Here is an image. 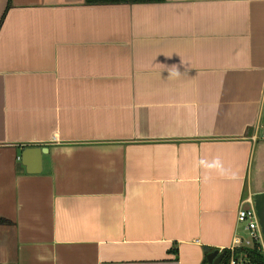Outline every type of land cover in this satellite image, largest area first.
Returning <instances> with one entry per match:
<instances>
[{"label":"crops","instance_id":"1","mask_svg":"<svg viewBox=\"0 0 264 264\" xmlns=\"http://www.w3.org/2000/svg\"><path fill=\"white\" fill-rule=\"evenodd\" d=\"M242 200L264 0H0V264H208Z\"/></svg>","mask_w":264,"mask_h":264},{"label":"built area","instance_id":"2","mask_svg":"<svg viewBox=\"0 0 264 264\" xmlns=\"http://www.w3.org/2000/svg\"><path fill=\"white\" fill-rule=\"evenodd\" d=\"M246 202L247 200H242L237 211V222L243 225L246 236L242 238L236 234L233 237L225 264H264V239L258 230L256 214L250 206H245ZM254 247L257 255L255 259L244 250Z\"/></svg>","mask_w":264,"mask_h":264},{"label":"water","instance_id":"3","mask_svg":"<svg viewBox=\"0 0 264 264\" xmlns=\"http://www.w3.org/2000/svg\"><path fill=\"white\" fill-rule=\"evenodd\" d=\"M29 153H41V149L39 148H28L24 151L23 153V161L26 155H28ZM226 255H227V251L223 250V251H218L215 250L212 253H209L207 255V261L208 264H225V260H226Z\"/></svg>","mask_w":264,"mask_h":264},{"label":"trees","instance_id":"4","mask_svg":"<svg viewBox=\"0 0 264 264\" xmlns=\"http://www.w3.org/2000/svg\"><path fill=\"white\" fill-rule=\"evenodd\" d=\"M163 0H85V2L89 5H100V4H116V3H138V2H160ZM246 254L253 257L254 259L257 257L256 248L252 249H244ZM242 251V250H241Z\"/></svg>","mask_w":264,"mask_h":264}]
</instances>
